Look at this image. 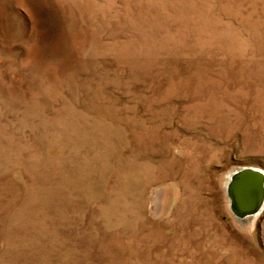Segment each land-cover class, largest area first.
Here are the masks:
<instances>
[{
	"label": "rangeland",
	"instance_id": "obj_1",
	"mask_svg": "<svg viewBox=\"0 0 264 264\" xmlns=\"http://www.w3.org/2000/svg\"><path fill=\"white\" fill-rule=\"evenodd\" d=\"M242 166L264 0H0V264H264Z\"/></svg>",
	"mask_w": 264,
	"mask_h": 264
},
{
	"label": "water",
	"instance_id": "obj_2",
	"mask_svg": "<svg viewBox=\"0 0 264 264\" xmlns=\"http://www.w3.org/2000/svg\"><path fill=\"white\" fill-rule=\"evenodd\" d=\"M234 214L243 219L264 208V171L253 166L237 168L228 184Z\"/></svg>",
	"mask_w": 264,
	"mask_h": 264
},
{
	"label": "bare ground",
	"instance_id": "obj_3",
	"mask_svg": "<svg viewBox=\"0 0 264 264\" xmlns=\"http://www.w3.org/2000/svg\"><path fill=\"white\" fill-rule=\"evenodd\" d=\"M173 172V171H172ZM233 175V172L230 174V176L228 177V179H227V182H226V184L228 185L229 184V182H230V178H231V176ZM226 185V186H227ZM226 189H227V187H226ZM252 218L254 217V216H251Z\"/></svg>",
	"mask_w": 264,
	"mask_h": 264
}]
</instances>
